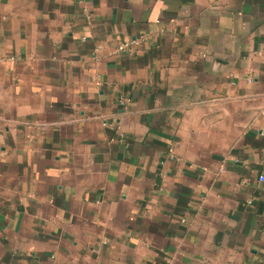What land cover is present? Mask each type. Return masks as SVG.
<instances>
[{
    "label": "crops",
    "instance_id": "obj_1",
    "mask_svg": "<svg viewBox=\"0 0 264 264\" xmlns=\"http://www.w3.org/2000/svg\"><path fill=\"white\" fill-rule=\"evenodd\" d=\"M0 264H264V0H0Z\"/></svg>",
    "mask_w": 264,
    "mask_h": 264
},
{
    "label": "built area",
    "instance_id": "obj_2",
    "mask_svg": "<svg viewBox=\"0 0 264 264\" xmlns=\"http://www.w3.org/2000/svg\"><path fill=\"white\" fill-rule=\"evenodd\" d=\"M136 44V41H128V42H124V43H121L118 45L117 49H116V53L117 54H123V53H126V52H130V50L132 49V47ZM11 61H15L16 58L14 57H11L10 58ZM224 171V170H222ZM185 222V221H183Z\"/></svg>",
    "mask_w": 264,
    "mask_h": 264
}]
</instances>
